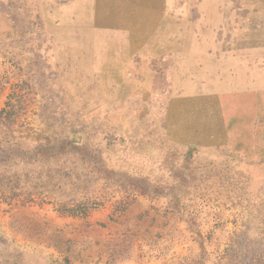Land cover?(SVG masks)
<instances>
[{
    "label": "rangeland",
    "instance_id": "374dc122",
    "mask_svg": "<svg viewBox=\"0 0 264 264\" xmlns=\"http://www.w3.org/2000/svg\"><path fill=\"white\" fill-rule=\"evenodd\" d=\"M8 101L88 153L0 166V264H264V0H0Z\"/></svg>",
    "mask_w": 264,
    "mask_h": 264
},
{
    "label": "trees",
    "instance_id": "16d2710c",
    "mask_svg": "<svg viewBox=\"0 0 264 264\" xmlns=\"http://www.w3.org/2000/svg\"><path fill=\"white\" fill-rule=\"evenodd\" d=\"M20 115L16 104L8 101L6 106L0 111V122L5 127L10 128ZM72 152L84 158L88 153L87 146L78 143L77 140L70 138L50 139L45 137L38 141L35 145L23 147L20 144H9L0 149V166H7L12 161L34 162L39 159H49L58 155H64ZM18 174V173H17ZM16 175V172H15ZM17 188L12 187L11 191ZM1 190V189H0ZM98 205V203H94ZM57 212L69 216H87L91 209H95L96 205L85 204L82 201H57L53 203Z\"/></svg>",
    "mask_w": 264,
    "mask_h": 264
}]
</instances>
